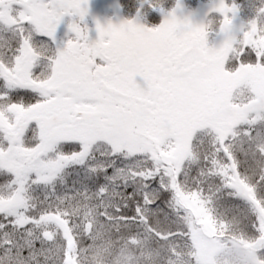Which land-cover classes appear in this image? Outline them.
I'll return each instance as SVG.
<instances>
[{
	"label": "snow or ice",
	"instance_id": "1",
	"mask_svg": "<svg viewBox=\"0 0 264 264\" xmlns=\"http://www.w3.org/2000/svg\"><path fill=\"white\" fill-rule=\"evenodd\" d=\"M88 3L0 0V264H71L108 233L196 253L228 226L251 241L234 264L264 260V115L225 126L208 103L234 73L264 95V0H211L199 22L125 0L95 40Z\"/></svg>",
	"mask_w": 264,
	"mask_h": 264
},
{
	"label": "rangeland",
	"instance_id": "2",
	"mask_svg": "<svg viewBox=\"0 0 264 264\" xmlns=\"http://www.w3.org/2000/svg\"><path fill=\"white\" fill-rule=\"evenodd\" d=\"M183 5L187 11L194 13L192 19L194 22H199L204 18V14L207 11L211 0H182ZM90 2V1H89ZM239 4H245L246 0H237ZM94 6L88 3V12L84 17L82 24L87 25L89 29V35L92 40L97 38L96 23L101 24L111 20L113 23L118 22L119 19L126 18L129 15L127 7H121L125 5V0H93ZM251 15V10L245 8L241 13V16L247 18ZM72 21L71 17H65L61 24L58 26L56 32V40L61 44H66L69 39L74 38V33L69 31L68 24ZM223 20L217 19L216 23L212 24L213 28H223ZM243 80V73H234L229 75V90L230 93L233 90L232 97L228 98L226 105H217L215 103V113L212 115L215 119L225 126H231L238 124L245 118L255 120L258 116L264 115V95L254 94L252 89L248 86L241 87ZM212 98V104L215 99ZM239 107L238 109L235 107ZM196 122V118H193V123ZM229 130H231L229 128ZM239 135V133H237ZM227 230V229H226ZM225 230V231H226ZM224 231V230H223ZM223 231L218 232L222 234ZM225 231L223 233H225ZM217 242L214 248L209 249L206 245H202L197 249L196 253H191L187 249L180 248L177 251L176 246L168 244V249L171 254H174V258L170 255L168 264H181L184 257L198 256L202 264H234L233 252L236 251L240 255H244L247 250L241 246L234 245L230 242L229 238L224 236H218ZM247 242V241H246ZM249 242H247L248 244ZM250 246V245H248ZM162 250L165 251L164 245L153 246L150 250L146 251V259L154 260L159 257L158 253ZM166 252V251H165ZM123 257L129 258V253H124ZM249 264H264V260L258 259L254 254L248 253Z\"/></svg>",
	"mask_w": 264,
	"mask_h": 264
},
{
	"label": "trees",
	"instance_id": "3",
	"mask_svg": "<svg viewBox=\"0 0 264 264\" xmlns=\"http://www.w3.org/2000/svg\"><path fill=\"white\" fill-rule=\"evenodd\" d=\"M171 2H173V0H170V3ZM226 79L229 80V75L226 76ZM138 80L141 81L139 77ZM208 87L215 91L216 95L214 97L217 96L213 104L211 99L208 102L211 107V113H215L216 110L214 107L216 100L218 102L217 105H226L227 99L232 97L233 90L231 93L229 90L227 98H224L220 95L221 90L217 81H209ZM235 108L238 109L239 107L237 106ZM225 230V233H223V231L222 234H218V236L227 237L232 244L241 246L244 249L251 247V241L249 237L238 228L228 226L225 228ZM246 241L249 243L247 244ZM157 245H164L166 252L162 250L158 253L159 257L154 260L146 259V251ZM83 251L84 249L80 250L81 255L78 258L76 246L73 245L71 249V255L69 257L71 264H163L166 254L170 253L168 244L157 243L153 245L148 238L142 239L137 235L127 238H120L113 236L111 233L99 236L98 241L90 246V252L88 256H83ZM124 253H129V258L123 257ZM169 258L170 255H167V264L169 263Z\"/></svg>",
	"mask_w": 264,
	"mask_h": 264
},
{
	"label": "flooded vegetation",
	"instance_id": "4",
	"mask_svg": "<svg viewBox=\"0 0 264 264\" xmlns=\"http://www.w3.org/2000/svg\"><path fill=\"white\" fill-rule=\"evenodd\" d=\"M89 4H91L92 6H94L95 4H93V0H89ZM137 80H138V77H137ZM139 82H141L140 80H138ZM142 83V82H141Z\"/></svg>",
	"mask_w": 264,
	"mask_h": 264
}]
</instances>
